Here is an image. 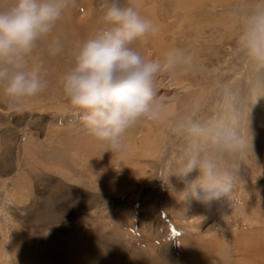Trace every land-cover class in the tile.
Returning a JSON list of instances; mask_svg holds the SVG:
<instances>
[{"label": "rangeland", "instance_id": "374dc122", "mask_svg": "<svg viewBox=\"0 0 264 264\" xmlns=\"http://www.w3.org/2000/svg\"><path fill=\"white\" fill-rule=\"evenodd\" d=\"M103 2L74 0L37 41L26 66H41V93L11 106L0 92V264H264V67L239 39L264 0H121L158 26L132 47L162 65L159 116L129 128L122 152L89 134L62 86L107 26ZM193 123L231 127L244 146L193 136ZM193 150L234 171L227 202L184 200L176 174Z\"/></svg>", "mask_w": 264, "mask_h": 264}, {"label": "clouds", "instance_id": "9594fccd", "mask_svg": "<svg viewBox=\"0 0 264 264\" xmlns=\"http://www.w3.org/2000/svg\"><path fill=\"white\" fill-rule=\"evenodd\" d=\"M74 0H12L0 7V92L11 106L37 96L47 87L40 76L41 66H26L41 38L48 37ZM103 19L107 25L77 48L73 66L63 76V91L89 134L112 152H122L123 137L142 119H157L156 81L159 60L145 58L132 45L158 26L121 0H104ZM248 54L264 67V10L254 11L240 35ZM63 46L59 39L49 45L55 56ZM177 50L165 54L169 66L177 63ZM191 60V56L188 57ZM193 136L211 134L225 150L243 147L235 130L228 126L210 130L190 124ZM239 165H234L238 170ZM193 173H196L194 176ZM176 177L183 185L184 200H196L208 208L227 202L235 188L234 171L221 169L193 150ZM6 204L10 201H6Z\"/></svg>", "mask_w": 264, "mask_h": 264}, {"label": "bare ground", "instance_id": "6f19581e", "mask_svg": "<svg viewBox=\"0 0 264 264\" xmlns=\"http://www.w3.org/2000/svg\"><path fill=\"white\" fill-rule=\"evenodd\" d=\"M262 238V237H261ZM261 243H264L263 242V239L261 240ZM258 245L260 244V243H257ZM254 246V245H253ZM256 246H254V248H255ZM253 248V247H252ZM257 248V247H256ZM254 250V249H253ZM260 250V249H259Z\"/></svg>", "mask_w": 264, "mask_h": 264}]
</instances>
